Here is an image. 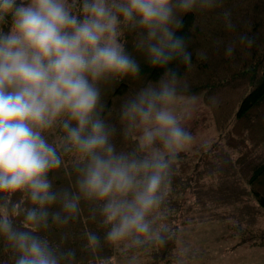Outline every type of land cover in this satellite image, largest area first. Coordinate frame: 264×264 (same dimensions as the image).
<instances>
[{"label":"clouds","instance_id":"obj_1","mask_svg":"<svg viewBox=\"0 0 264 264\" xmlns=\"http://www.w3.org/2000/svg\"><path fill=\"white\" fill-rule=\"evenodd\" d=\"M212 3L0 0V242L12 264H77L66 236L56 243L46 233L76 219L81 201L109 244L165 242L173 166L195 144L196 98L185 95L179 69L192 62L182 16ZM126 33L162 72L123 100L118 129L105 116L102 86L140 76ZM118 131L135 134L134 150H118ZM66 163L74 186L56 183ZM85 236L86 247H100L97 233Z\"/></svg>","mask_w":264,"mask_h":264},{"label":"trees","instance_id":"obj_2","mask_svg":"<svg viewBox=\"0 0 264 264\" xmlns=\"http://www.w3.org/2000/svg\"><path fill=\"white\" fill-rule=\"evenodd\" d=\"M182 20L180 34L189 41L192 62L191 66L179 64L181 84L188 87L185 95H202L212 110L221 132L219 146L227 152L231 166L226 167L224 158H218L215 143H204L180 154L173 166L170 189L173 193L180 191L186 200L192 199L181 224L189 225V213L198 206L205 218L233 219L228 222L229 229L241 230L243 243L264 245V227L248 223L242 229L233 215L247 211L249 216L264 215V0H213L210 7H198L183 14ZM134 36L126 33V47L141 65L139 78L125 77L102 86L103 99L109 107L105 116L118 129L123 127L119 118L123 100L149 80H157L162 72L151 67L143 54L136 51ZM230 46L233 51L228 54ZM114 142L123 151H132L137 146L135 134L125 138L119 131ZM55 175L57 185L74 186L75 174L70 163ZM227 179L234 190L247 185L249 193L241 194L240 201L234 203L240 206L229 212L224 208L217 210L221 206H233L232 192L220 190ZM80 207L76 219L65 226L52 225L46 233L56 243H60L61 236H66L63 246L77 250V264H104L105 261L115 264L116 254L132 257L139 253L152 259L150 264H169L177 255L178 243L174 237L177 234L164 236L163 244L149 243L116 251L115 245L104 240L106 229L100 226L98 214L93 218L92 206L81 201ZM172 218L167 216L168 221ZM86 232L100 236L99 248L86 247ZM8 256L0 242V264H12Z\"/></svg>","mask_w":264,"mask_h":264},{"label":"rangeland","instance_id":"obj_3","mask_svg":"<svg viewBox=\"0 0 264 264\" xmlns=\"http://www.w3.org/2000/svg\"><path fill=\"white\" fill-rule=\"evenodd\" d=\"M194 97L196 99L192 105V116L188 122V127L195 137V144L190 150L192 151L196 146L204 143L218 144L216 150L218 158H224V165L230 168L231 163L228 156H226L227 152L225 153L224 148L219 146L221 132L216 126L212 110L205 104L202 95ZM215 182L216 180H214ZM224 184V188H220L223 191L221 193H224V189L232 192L231 199L234 201L231 203L233 206H221L217 210L221 211L223 210L221 208H224L226 212H229L240 206L238 204L234 205V203L240 201L241 194L247 195L249 193H247V185L234 190L230 180L227 179ZM171 190L161 209L166 211L167 216H173L169 221L167 219L165 221L173 234L165 233L163 235L167 237L177 234L174 237L178 243V252L169 264H264V245L243 243L241 241V230L229 229L228 222H233V219L205 218L197 206L195 210L189 213V225H182L181 219L189 209L188 204L191 203L192 199L186 200L184 194L180 191L173 193ZM186 195H189V193H186ZM247 212L233 214L240 228H245L248 223L264 227V215L249 216ZM200 219L204 220L199 221ZM115 249L116 251L124 250V244L115 245ZM114 261L115 264H150L149 261H152V259L142 253L132 257L116 254Z\"/></svg>","mask_w":264,"mask_h":264}]
</instances>
